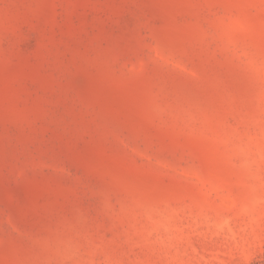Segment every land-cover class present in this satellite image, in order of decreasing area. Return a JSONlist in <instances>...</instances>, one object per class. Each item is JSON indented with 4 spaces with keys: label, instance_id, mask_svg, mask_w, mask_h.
<instances>
[{
    "label": "rangeland",
    "instance_id": "obj_1",
    "mask_svg": "<svg viewBox=\"0 0 264 264\" xmlns=\"http://www.w3.org/2000/svg\"><path fill=\"white\" fill-rule=\"evenodd\" d=\"M0 264H264V0H0Z\"/></svg>",
    "mask_w": 264,
    "mask_h": 264
}]
</instances>
